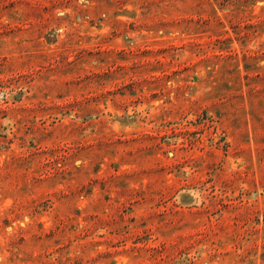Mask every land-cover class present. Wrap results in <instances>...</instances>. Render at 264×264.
Listing matches in <instances>:
<instances>
[{
	"label": "rangeland",
	"instance_id": "1",
	"mask_svg": "<svg viewBox=\"0 0 264 264\" xmlns=\"http://www.w3.org/2000/svg\"><path fill=\"white\" fill-rule=\"evenodd\" d=\"M0 264H264V0H0Z\"/></svg>",
	"mask_w": 264,
	"mask_h": 264
}]
</instances>
